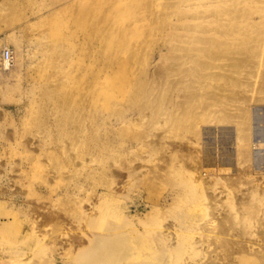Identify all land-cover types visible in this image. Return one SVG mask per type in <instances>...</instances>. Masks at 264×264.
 I'll list each match as a JSON object with an SVG mask.
<instances>
[{"label":"rangeland","instance_id":"rangeland-1","mask_svg":"<svg viewBox=\"0 0 264 264\" xmlns=\"http://www.w3.org/2000/svg\"><path fill=\"white\" fill-rule=\"evenodd\" d=\"M77 1L86 0H0V50L16 54L14 66H0V223H10L0 264H126L133 244L147 252L178 211L175 178L186 172L171 144L196 154L206 140L214 151L223 139L215 126L234 134L227 118L244 98L264 110V0H148L134 17L106 12L113 35L104 44L75 31L84 56L76 74L50 22L63 5L69 20ZM87 82L97 90L82 91ZM66 92L71 104L59 109ZM229 139L222 153L235 152ZM253 148L260 160L264 147ZM238 167L220 165L228 170L217 176ZM221 180L214 193L225 200Z\"/></svg>","mask_w":264,"mask_h":264},{"label":"bare ground","instance_id":"bare-ground-1","mask_svg":"<svg viewBox=\"0 0 264 264\" xmlns=\"http://www.w3.org/2000/svg\"><path fill=\"white\" fill-rule=\"evenodd\" d=\"M117 1L119 0L69 2L67 4L69 20L65 21V10L63 11L65 5L51 16L52 38L57 42H65L68 46L69 49L65 50V60H74L72 68L76 74L80 72L82 65H78L75 59L79 57L83 59L84 56L80 51L83 43L76 44L73 41L75 31H85L86 40L94 41L95 38H99L98 40L104 44L108 40L106 34L113 35V31L108 30L112 20L106 18L104 14L113 11L116 12L117 17H120L122 10L124 15L128 12L129 17H134L135 10L145 7L148 0H125L122 7ZM101 23L102 30L99 31L98 24ZM10 37L19 52L18 39L13 35L8 36ZM246 38L248 39L244 37L242 40ZM251 38L252 44H255L257 38L254 36ZM11 60V66H14L16 61L14 50ZM249 76L250 72H247L245 79H249ZM77 77L74 79L70 77L69 80L74 81ZM88 82L82 91L93 93L97 87L88 86ZM70 96V93L66 92L65 101L57 103L59 109L65 110V107L71 104ZM94 98L90 97L91 100ZM244 99L248 105L239 113L234 112L236 119L232 114L227 118L234 134L230 133L228 126H215L218 137L223 139L218 138L215 146L218 148H214V151L211 145L215 142L206 140L196 154H193V150L188 147L183 149L182 145L171 144L172 148H177L174 152L180 154L178 167L184 168L183 172H186L180 178H175L178 189L173 199L178 203V211L174 222L163 228L158 241H154V244L152 242L145 244L147 252H140L139 244H133L130 250L126 249V256L122 255L123 259L127 260L126 264H264V170L261 168L256 170L253 166L260 164L264 166V153L259 160L253 148L264 147V110L261 112L254 110L250 98ZM260 99L255 98L257 101ZM259 123L261 126L256 127L255 125ZM210 129V127L204 128L202 134H210ZM233 137L235 152L222 153L221 150H225L226 142H231L229 138L233 139ZM166 148L169 149L168 144ZM169 159L170 156H165L162 168L163 175L167 174V176L170 168ZM233 161L236 162V167L239 164L236 174L222 175L219 178L218 171L228 170L221 169L220 165H230L234 163ZM248 161L249 164L243 167L242 164ZM246 175H248L247 182L244 178ZM216 178L222 179L218 184L224 186V190L218 191H226L225 200L219 198L218 193H214L218 188L215 185ZM244 183H247L246 191L239 189ZM237 191L241 193L236 194ZM9 225L10 223L6 221L1 222L0 230L9 228ZM31 225L30 235L39 236L33 224ZM75 241L77 244L74 247L80 245V240H74V243ZM72 245L73 242L71 247ZM120 258L121 256L114 259L116 264H120Z\"/></svg>","mask_w":264,"mask_h":264},{"label":"built area","instance_id":"built-area-1","mask_svg":"<svg viewBox=\"0 0 264 264\" xmlns=\"http://www.w3.org/2000/svg\"><path fill=\"white\" fill-rule=\"evenodd\" d=\"M11 52V49L8 47H4V49L0 50V64L4 66V68H8L12 65Z\"/></svg>","mask_w":264,"mask_h":264}]
</instances>
